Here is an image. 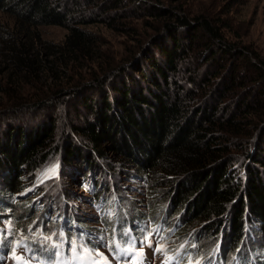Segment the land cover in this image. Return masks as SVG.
<instances>
[{"label":"trees","instance_id":"1","mask_svg":"<svg viewBox=\"0 0 264 264\" xmlns=\"http://www.w3.org/2000/svg\"><path fill=\"white\" fill-rule=\"evenodd\" d=\"M144 8L141 0H0V12L12 21L11 27L0 26V67L10 70L0 77V95L12 86L24 94L30 90L23 86L38 89L34 85L43 81L41 100L28 104L16 98L11 110L48 108L30 127L24 121L17 128L0 125V224L4 216L15 221L8 231L24 246L54 239L67 253L95 247L88 227L95 221L78 216L76 207V213L69 210L66 186L57 195L61 204H51L55 182L73 178L103 212L109 251L149 237L176 264H199L209 256L243 264L236 262L242 253L261 261L264 57L230 43L212 18L192 21L180 8L158 1L150 2L149 14L168 19L148 40L153 47L87 81L55 82L93 50L96 38L86 26L135 16ZM44 25L66 28V39L59 45L43 41L37 28ZM47 73L52 75L43 76ZM59 115L68 130L56 139ZM55 160L57 172L29 189ZM119 172L144 184L147 212L123 196ZM109 201L116 203L111 211ZM52 205L55 219L37 223V214ZM246 229L263 243L247 238ZM201 237L209 240L203 244Z\"/></svg>","mask_w":264,"mask_h":264},{"label":"rangeland","instance_id":"2","mask_svg":"<svg viewBox=\"0 0 264 264\" xmlns=\"http://www.w3.org/2000/svg\"><path fill=\"white\" fill-rule=\"evenodd\" d=\"M141 1L144 3L145 8L137 11L135 16L130 15L124 19L117 18L115 22H113L114 18H108V22H96L86 26L85 29L96 38V43L93 46V50L87 54V56H85L86 58L82 59L80 63L77 61L74 64V69L71 71V73L64 74L61 80H56L55 82L58 85H65L68 82L71 84H76L83 79L87 81L89 77L105 73L104 69L109 66V68H116L118 65L125 64V62L132 59L134 55H137L140 52L139 50H141L143 47L146 46L145 49L148 47H153L150 44L152 41L148 42V40L155 36L157 33V28H159L158 26L162 25L168 19L167 16H165L166 18H156V16L149 14L150 12L147 10V8L150 5V2L156 4L158 1H162L166 6L176 10L177 7L180 8V11H182V13L191 20L199 15H206L212 18V20L217 25L223 27V33L230 43L240 46H247L248 50L258 52L262 58L264 57V0ZM105 19H107V17H105ZM11 22V19H8L5 14L0 12V26L11 27ZM37 30L40 33L39 35L41 39L49 44L51 43L59 45L66 39L68 35V30L61 26L44 25L39 26ZM141 53L138 56H141ZM3 66L5 65L0 67V77L6 78L10 70L6 67L2 68ZM44 75L50 76L52 74L47 73L43 74V76ZM116 77H119V75L114 77L117 81ZM18 80L21 81L20 77ZM31 80H33V78ZM31 80H28L29 83L33 82ZM49 81L51 80L45 81V83L50 84ZM42 85H45L43 81H40L34 85L35 87L40 86L38 89L33 88L31 84L25 85L23 87L30 91L24 94L18 93V86H12V88H10L11 94L8 91V94L0 95V109L2 110V112H0V125L2 124V126H4L7 123L8 127L17 128L18 126H21L22 122L24 121L27 123L26 126L30 127L34 120H37L38 124V118H44V115L48 109L47 106L42 108L36 104H33L35 106L33 107V110L36 111L30 112L29 110H26L17 113L16 110H11V104L15 102L16 98L26 100L28 101V104L36 101V99L41 100L43 97H40L45 93V91L41 93ZM52 85L56 84L52 83ZM58 118L59 126L57 128L56 139H58V136L59 139H61L65 133L67 134L68 128L66 129L65 127V117L63 115H59ZM57 165H59L58 160H55V162L45 166L41 174L37 177V181L34 183V185L30 186L29 189L40 184L41 182L47 181L48 178L52 177L57 172ZM119 173H121V177H117V183L121 188L123 196L135 206L136 210L147 212L149 200L147 198V191L144 184H141L140 179L138 178H131L130 181L125 177L123 172ZM77 183L78 181L74 180L73 178H62L60 181L57 180L55 185H53V189H51V191H54L55 193V197L51 199V204H61L59 196L57 195L61 194V191L65 194L66 186L69 192L67 198L71 199L73 203L72 207L69 206V210L72 213H76V207L78 216L86 220L95 221L87 224L89 225V229H92L93 235L91 242L95 243L96 246L92 247L93 251L86 250L85 253L81 254V257L86 259L88 264H92L94 260L107 254L105 245L108 243V238L104 232L106 229V223L104 220H101V214L103 212L93 208L94 204L89 201L88 194L83 191ZM27 199L31 201L33 196H27ZM34 199L37 201L39 200L37 194L35 195ZM63 203L66 202L63 201ZM110 203H112V201ZM57 206L61 207L60 205ZM51 207L52 208H48L47 210L37 214V223H39L42 218L55 219V217L50 214L56 210L54 209L55 207L53 208V205ZM115 208L116 203H112L109 211ZM179 214L180 213H177L173 217L169 218L171 224L176 222ZM3 216L4 215H2V217ZM4 217L0 227L6 225H10L13 228L16 227L15 221L11 220L9 216ZM47 225L49 226L48 222ZM19 234L21 235V233ZM245 235L247 238L254 240L253 234H251L248 229L245 230ZM8 237V233H1L3 246L0 247V264H84L78 260L70 261L68 259L65 262H60L58 261V255L51 248L36 251V253H32V257L28 256L27 253H23L22 250H17L12 253L16 245L8 242ZM201 239L203 244L209 240L208 238L203 237H201ZM16 240H19V238ZM257 241L258 240H254V242ZM212 242L214 249L217 250L216 240H213ZM258 242L263 243L261 238ZM149 243V240L145 241L143 244L144 246L141 247L140 250L142 253H148L149 260L154 261L153 264H171L170 259L173 255L172 253H165L163 256H160V253L150 248ZM101 245L103 247H99ZM225 251V253L230 254L228 248H226ZM258 255L262 254L259 253ZM151 256H153V259ZM146 264H152V262Z\"/></svg>","mask_w":264,"mask_h":264},{"label":"snow or ice","instance_id":"3","mask_svg":"<svg viewBox=\"0 0 264 264\" xmlns=\"http://www.w3.org/2000/svg\"><path fill=\"white\" fill-rule=\"evenodd\" d=\"M45 239H50V237H45ZM73 243H75L74 241H73ZM117 247H119V245H117ZM74 250V249H73ZM139 255V254H138Z\"/></svg>","mask_w":264,"mask_h":264}]
</instances>
